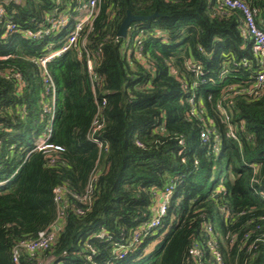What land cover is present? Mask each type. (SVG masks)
Wrapping results in <instances>:
<instances>
[{
    "label": "trees",
    "instance_id": "trees-1",
    "mask_svg": "<svg viewBox=\"0 0 264 264\" xmlns=\"http://www.w3.org/2000/svg\"><path fill=\"white\" fill-rule=\"evenodd\" d=\"M59 1L0 0V57H9L0 60V264H12V246L35 238L59 210L62 230L42 259L92 264L89 241L94 264H192L196 243L209 264L212 237L225 264H264V244L255 241L264 237V93H249L258 60L240 36L239 13L220 10L218 0H100L91 31L46 67L59 91L50 126V91L33 60L58 49L72 28L78 0ZM241 1L264 32V0ZM55 9L69 15L66 27L38 41L23 37ZM127 13L155 15L128 28L129 56L126 38L117 37ZM190 60L201 62L198 75L187 70ZM8 69L22 77L20 91L4 77ZM98 106L101 128L93 137L101 147L90 138ZM38 139L61 150H34ZM168 186L160 227L132 245ZM55 187L65 190L58 206ZM100 231L106 241L90 238ZM120 246L122 259L113 253ZM21 264L36 258L21 257Z\"/></svg>",
    "mask_w": 264,
    "mask_h": 264
},
{
    "label": "built area",
    "instance_id": "built-area-1",
    "mask_svg": "<svg viewBox=\"0 0 264 264\" xmlns=\"http://www.w3.org/2000/svg\"><path fill=\"white\" fill-rule=\"evenodd\" d=\"M16 3H19L20 0H14ZM56 4H58L59 0H54ZM100 0H78L77 7L74 10L75 16L71 19L73 24L70 31L67 33L63 43L61 46L51 51L50 53L46 54L45 56L38 57L34 59V63L36 64L40 75L42 77V81L45 85L48 86L47 90L50 91L51 96V106L45 112H50V126L52 125L53 121L55 120V100L58 96L59 91L52 86L51 79L49 78V74L47 72V65L56 57L60 56L62 53L70 49L71 47L75 46L78 36L82 31L86 28L87 32H90L92 29V22L95 19L96 15L98 14V6ZM220 10H229L239 13V32L240 36L246 40L251 42V52L253 56H255L258 60V70L253 76V82L249 87V93H254L257 96H260L264 93V32L257 26L256 24V11L251 10L244 2L241 0H218ZM3 9L0 7V18L3 16ZM70 18L69 15L64 13H59L57 9L54 10V16H51L47 20V24L39 26L36 30H25L22 32L23 37L28 41H38L44 38L50 37L52 33L57 32L68 25ZM6 30L8 32L15 31V26L11 23L6 25ZM129 39L123 43V50L125 51L126 55L129 56ZM134 47L136 48L135 54L139 56L141 46H140V37L135 36L132 41ZM52 45V43H50ZM8 56L0 57V60L8 59ZM225 68V67H224ZM87 69L91 70L90 62L87 63ZM201 69V62L200 61H192L190 60L187 64V70L191 71L193 74L198 75ZM227 69H223L220 72L219 77L225 78ZM4 77L8 80L14 81L16 85V90L20 91L24 86V82L22 77L18 72H12L10 69L6 70L3 74ZM193 87L196 85V82H193ZM50 88V90H49ZM194 103L193 96L189 97L188 104L192 107ZM101 105H104L102 102ZM100 113V107H97V113L92 123L91 128V140L96 143L99 147L101 144L98 140L94 139L93 135L101 128V124H99L98 115ZM220 119L221 121L228 123L230 120L229 113L227 110L220 109ZM229 135L232 136L233 133L232 129L229 126ZM50 132V130H49ZM47 137V136H46ZM203 142L207 140V135L202 133L200 135ZM60 151V147H53L51 145L46 144L45 139H38L34 144V150L38 151H48V150ZM95 181V177L93 176L90 179V184ZM88 186L87 192L89 193L91 190V186ZM4 185L1 183L0 186ZM64 188L63 187H55L52 191L53 193V201L58 206L64 195ZM172 195V187H166L163 192L157 198V203L153 210V215L145 227L134 232L132 236V245L139 241L148 231L156 230L160 227L162 223V219L166 214L169 201ZM76 197V196H75ZM77 198V197H76ZM80 201L89 202L88 197H83ZM75 212L81 215L83 212L80 209H76ZM63 220H64V213L63 211L59 210L57 212V217L55 221L45 230L40 231L35 238L22 240L15 243L11 248V262L12 264H21V257L28 258L29 260H33L36 258V264H63L57 258L52 255L46 256L42 259V253L48 250L50 247L54 246L58 233L62 230L63 227ZM206 233L211 234L210 227H207L205 230ZM107 233L105 231H100L99 233L92 234L90 238H95L97 240L106 241ZM244 238H247L245 236ZM234 239V238H233ZM256 242L260 241L264 244V237L256 239ZM89 241H85V246L87 249L86 259L89 263L94 264L93 262V255L96 253L94 248H92ZM88 243V244H86ZM206 248L207 254L209 255L211 263L209 264H225L224 260L218 250L214 238L210 237L206 241ZM114 255L118 259H122L126 251L122 246L118 247L113 251ZM188 261L192 262V264H203L202 262V249L199 247L198 244H193L192 247L188 251Z\"/></svg>",
    "mask_w": 264,
    "mask_h": 264
},
{
    "label": "water",
    "instance_id": "water-1",
    "mask_svg": "<svg viewBox=\"0 0 264 264\" xmlns=\"http://www.w3.org/2000/svg\"><path fill=\"white\" fill-rule=\"evenodd\" d=\"M154 16L155 15H152V16L147 17V18H143V17H135V16L127 13L125 18L120 23V26H119L118 31H117V37L121 38V39H125L126 35H127L128 28L130 27L131 24H133L134 22H142L145 20L153 19Z\"/></svg>",
    "mask_w": 264,
    "mask_h": 264
}]
</instances>
